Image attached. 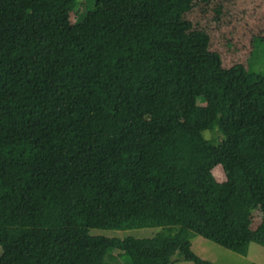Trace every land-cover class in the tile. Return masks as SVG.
Listing matches in <instances>:
<instances>
[{
	"label": "trees",
	"instance_id": "obj_1",
	"mask_svg": "<svg viewBox=\"0 0 264 264\" xmlns=\"http://www.w3.org/2000/svg\"><path fill=\"white\" fill-rule=\"evenodd\" d=\"M210 1L86 0L72 22L80 0H0V264L264 246V74L225 66L187 17Z\"/></svg>",
	"mask_w": 264,
	"mask_h": 264
},
{
	"label": "rangeland",
	"instance_id": "obj_2",
	"mask_svg": "<svg viewBox=\"0 0 264 264\" xmlns=\"http://www.w3.org/2000/svg\"><path fill=\"white\" fill-rule=\"evenodd\" d=\"M86 8V0H80L76 10L71 11L72 22L81 16ZM187 17L198 23L211 35L210 47L221 54L225 66L243 63L251 70L264 74V0H211L210 2H196ZM263 35V36H262ZM204 99L198 98L203 104ZM208 139L220 140L218 131H204ZM223 138V137H222ZM222 140V139H221ZM219 141H215L218 143ZM217 182L226 180L224 168L217 164L212 168ZM252 225L259 221V212H253ZM160 228L144 227L129 230L94 229L93 234L108 236H134L137 238L152 237ZM192 250L200 257L213 264H264V246L251 243L246 255L228 250L200 235H193ZM121 251L113 253L112 264H124L125 255L118 256ZM2 249L0 246V255ZM175 264H194L183 260L179 253L173 256Z\"/></svg>",
	"mask_w": 264,
	"mask_h": 264
}]
</instances>
